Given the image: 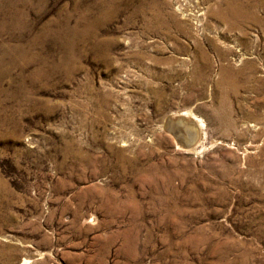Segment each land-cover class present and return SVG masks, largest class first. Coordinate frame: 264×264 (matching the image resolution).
I'll list each match as a JSON object with an SVG mask.
<instances>
[{
  "label": "rangeland",
  "instance_id": "374dc122",
  "mask_svg": "<svg viewBox=\"0 0 264 264\" xmlns=\"http://www.w3.org/2000/svg\"><path fill=\"white\" fill-rule=\"evenodd\" d=\"M24 260L264 264V0H0V264Z\"/></svg>",
  "mask_w": 264,
  "mask_h": 264
},
{
  "label": "bare ground",
  "instance_id": "6f19581e",
  "mask_svg": "<svg viewBox=\"0 0 264 264\" xmlns=\"http://www.w3.org/2000/svg\"><path fill=\"white\" fill-rule=\"evenodd\" d=\"M183 115V114H182ZM192 116V115H191ZM177 117H179V116H177ZM183 117V116H182ZM185 117V116H184ZM190 117V116H189ZM195 118V117H194ZM174 119V118H173ZM187 119H188V117H187ZM192 120H193V118H192ZM199 120V119H198ZM176 123H175V127L174 126H171L170 127V131L171 132H174V133H177V134H179V137L182 139L183 138V140H184V145L185 144H187L186 146H189L196 138H197V136L199 135H197V133H199L197 130H199L201 127H202V123H201V120L200 121H198V123H197V121H196V123L198 124V129L197 128H194L193 127V125L192 124H187V123H185L182 119H181V117L180 118H177L176 120ZM173 122V121H172ZM194 122V121H193ZM189 123V122H188ZM168 124V123H167ZM167 124H165V125H167ZM196 126V125H195ZM174 127V128H173ZM168 128V127H167ZM169 131V132H170ZM201 131H202V129H201ZM201 134V133H200ZM174 134H172V136H173ZM202 135V134H201ZM175 137V136H174ZM201 137V136H200ZM176 138V137H175ZM176 140V139H175ZM197 140V139H196ZM176 142H177V140H176ZM181 143V142H180ZM177 145H178V143H177ZM179 146V145H178ZM193 146V145H192ZM189 147H191V146H189ZM190 150L191 151H193L194 150V152H195V150H196V147H191L190 148ZM188 152V151H187ZM192 153V152H191ZM22 264H28V262L26 261V260H24L23 262H22Z\"/></svg>",
  "mask_w": 264,
  "mask_h": 264
},
{
  "label": "water",
  "instance_id": "95a60500",
  "mask_svg": "<svg viewBox=\"0 0 264 264\" xmlns=\"http://www.w3.org/2000/svg\"><path fill=\"white\" fill-rule=\"evenodd\" d=\"M195 141V140H194ZM194 141L189 145V146H191L193 143H194ZM187 144H185L184 146H186ZM186 147H188V146H186Z\"/></svg>",
  "mask_w": 264,
  "mask_h": 264
}]
</instances>
